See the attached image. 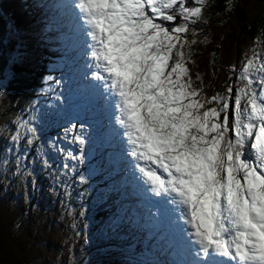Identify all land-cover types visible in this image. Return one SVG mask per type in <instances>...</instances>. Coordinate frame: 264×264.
Returning a JSON list of instances; mask_svg holds the SVG:
<instances>
[{"label":"snow or ice","instance_id":"snow-or-ice-1","mask_svg":"<svg viewBox=\"0 0 264 264\" xmlns=\"http://www.w3.org/2000/svg\"><path fill=\"white\" fill-rule=\"evenodd\" d=\"M36 6L44 10V32L56 34L52 50L61 52L67 71L44 76L35 103L13 114L0 174L12 164V174L27 183L37 159L46 170L49 152L62 156L55 183L70 200L61 177L86 184L80 168L99 151L114 174L122 173L123 186L155 209L150 236L159 234L172 256L179 251L175 264H264V53L249 48L239 68L226 70L220 90L209 92L213 82L193 74L192 57L210 0ZM225 7H233L231 0ZM19 49L0 76V100L15 78L12 65L23 63ZM41 98L51 102L40 106ZM76 99L80 112L72 111ZM51 128L61 132L45 140ZM85 195L86 189L78 193L81 201Z\"/></svg>","mask_w":264,"mask_h":264},{"label":"trees","instance_id":"trees-1","mask_svg":"<svg viewBox=\"0 0 264 264\" xmlns=\"http://www.w3.org/2000/svg\"><path fill=\"white\" fill-rule=\"evenodd\" d=\"M2 1L5 10L4 14L9 21L14 22L13 25L10 24L9 28H20V30L13 33L11 38L17 41L16 45H20L19 50L23 59V63L12 65V71L16 75L8 84V93L14 99L11 101L15 103L26 104L28 100H32L35 103L37 90L43 87V77L46 75L59 76L62 71L66 72L67 70L62 66L63 63L60 61V56L56 55L57 51L52 50L58 47L57 43L54 42L55 40L52 41L53 46H48L49 40L45 39L46 36L43 33L45 18L40 12H37L33 1L22 2L21 5H19L18 0ZM257 1L260 5L258 6L259 9L256 12L247 13L244 5L240 4L241 0H231L233 4L231 9L225 7L226 0H210V7L204 9L207 24L199 26L202 29V35L198 37L202 41L207 37L209 45L207 46L206 42L202 47L193 46V59L196 66L200 61L199 59L204 58V56L208 57L203 62L206 67L211 65L212 60H216V53L214 55L212 47L217 54L219 50H221V53L228 52L227 46L225 48L218 47L220 44L218 40L219 33L224 34L225 38L231 37L236 40L234 33L237 32L241 39L239 47L255 41L261 48L259 50H264V33L261 32V29H264L262 24L264 22V0ZM29 23L32 25L37 23L39 29L43 28L40 31L41 40L35 39V44L32 48L34 30L28 29ZM229 28L232 33L227 30ZM6 29L8 30L6 21L4 24L0 22V41H2L1 38L8 35L9 30L6 31ZM30 31L31 35L29 36L27 33ZM213 35L218 36L213 40ZM253 38L258 39L255 40ZM16 45L8 49L0 48L2 50L0 53V76L3 74V69L7 65L9 56L15 52ZM53 53L54 55H52ZM2 54H6L3 59H1ZM206 54L208 55L206 56ZM27 63L29 65L23 67ZM233 66L236 67L235 63ZM209 82L213 81L209 80L206 83L209 84ZM214 84L213 82L211 90L216 89ZM50 102L48 99L41 98L40 106L46 107ZM84 122L87 123V120ZM60 132V128H51L44 133V138L46 140L48 136H55ZM64 147L74 149V146L67 143L64 144ZM87 148L91 152L93 145L89 143ZM50 153L47 159L52 162L51 167L46 170L42 169L40 165L43 157L37 159L35 164L31 166L34 175L27 177V183L24 180H21V182L17 180L8 181L12 175V164H9L6 175L0 174V194L2 195L0 209L5 214L13 213L20 219L19 225H14L13 222L10 225L13 214L9 215V220H6V217L0 219V264H15L16 261L18 264H39V260L44 262V264H54L51 259L53 253L59 255V261L55 264H70L69 255L83 256L89 251L96 252L100 250V247L96 244L88 247L76 243L79 238L74 235L75 231H73L71 219L64 215L66 214L65 210L62 208L61 201H58V197L65 188L63 184L55 183L57 175L55 170L60 166L62 156L57 157ZM33 155H35L34 150L29 153V161ZM4 156L5 149L1 148L0 159L4 158ZM80 171L84 172L87 178L86 184H79L78 177L74 175L71 179L68 176H63L61 179L68 183L69 188L73 189L77 196L76 198H79L78 193L86 189L82 206L85 207V218L89 224L100 233L111 234L115 237L114 242H124L123 253L116 256L113 264H156L153 260L145 259L144 249L136 245V240L142 237L143 232L149 233L154 231V229L150 226V222L144 219L145 214L141 210V205L130 206V204H134V201L130 200L126 195L134 194L131 191V187L126 186L125 196H121L123 192H120L119 183L122 176L113 174L112 167L99 151L92 153L87 163L81 166ZM45 185L56 194L55 202L50 212L39 210L40 207L38 208L35 203V201L42 200L45 203V208L47 207L48 196L42 191ZM33 195H36L35 201ZM25 201H27L26 206L23 205ZM20 202H22L24 208H22ZM21 224L23 226H20ZM5 229L8 230L7 233H5ZM16 230L17 232H15ZM55 237L64 240L63 248L58 252L57 248L52 250L50 247V253L42 258L41 248L45 244L49 245ZM148 241L155 242L156 240L149 238ZM58 244L61 246L60 241H58ZM71 249H74V252ZM63 252L67 254L68 258L63 256ZM30 257H33L32 260L29 259ZM12 259L16 260L13 261ZM47 260L48 263H46Z\"/></svg>","mask_w":264,"mask_h":264},{"label":"rangeland","instance_id":"rangeland-1","mask_svg":"<svg viewBox=\"0 0 264 264\" xmlns=\"http://www.w3.org/2000/svg\"><path fill=\"white\" fill-rule=\"evenodd\" d=\"M2 2L3 1L0 0V22H1V24H4V22L6 21L8 23L7 28L10 31L9 24L13 25L14 22L9 21L7 16L4 14L5 10H4V6H3ZM240 4L244 5L247 13L256 12L259 9L258 6H260L257 0H241ZM262 24L264 25V22ZM35 25L38 26L37 23ZM28 29L34 30L33 41L31 44V48H32L35 44V41H34L35 39L41 40V35H40L41 33H40L39 29H37L34 25H32L30 23L28 24ZM8 30L6 29V31H8ZM13 30H14V32H16V31L20 30V28L13 29ZM227 30L230 33H232V30L230 28ZM46 34H47V36L49 35V33H46ZM27 35L30 36L31 31L28 32ZM216 36H218V35H213V40L216 38ZM234 36H235L236 40H234L231 37L225 38L224 34L219 33L218 40L220 41V44L218 45V47L220 46L221 48H225L227 46V48L229 49L228 52L227 53H221V50H219V52L217 54V52H215V49L212 47L211 49H213L214 55L216 53V56H215L216 60L215 61L212 60L211 65L209 67H206L203 64V62H205L208 59V57L204 56V58L199 59L200 61L197 64V66L192 68L194 75L196 73H200L203 75V78H204L206 85H207V83H206L207 81L212 80L215 83L214 85L216 86L215 87L216 91L220 90V87L223 84V82H224V80L228 74L226 70L229 67H232L234 63L236 65V67L238 68L240 63H241V60H242V55L246 51H248L249 48H254V50L257 52V55L264 53V50H259L261 48L259 47V45L255 41H253L252 43L251 42L247 43L243 47H239V42L241 39L238 36L237 32L234 33ZM4 37L1 39L3 40ZM198 37H197V39L199 40ZM230 38H231V40H230ZM189 39H191V37H189ZM209 39L211 40V38H209ZM253 39L257 40L258 38H253ZM199 41H201L202 43H198L196 45V47H202L206 44L202 40H199ZM16 43H17V41L13 40L10 37L8 39V43L6 45H0V48L2 49L3 46L5 48H13L14 44H16ZM222 43H223V45H222ZM208 45H209V41L207 42V46ZM1 52H2V50H0V53ZM207 55L208 54H206V56ZM5 57H6V54L1 55V59L5 58ZM192 59H193V57H192ZM196 61H198V59H196ZM28 65H29V63L25 64L23 67H26ZM190 67H191V65H190ZM205 74H207V75L204 76ZM211 91L212 90L209 89V92H211ZM11 100H14V99H12V97H10V95H8V97L5 99L0 100V149L1 148L5 149L7 147V137H8L9 129H10L8 126V122L13 119V114L19 113L21 108H27V104L15 103L14 101H11ZM25 118H27V115L25 116ZM45 151H48L47 148H45ZM26 171H29V170L26 169ZM32 175H34V173H33L32 169L30 168L29 175L27 177H30ZM27 177H26V180H27ZM14 180L21 182V180H24V179H22L20 175H13L12 174L11 177L8 179V181L11 182ZM42 191H43V193H45V195L48 196V203H46L47 207L45 208L44 201H42V200L41 201H35L36 195H33L34 201L36 203V206L38 208L40 207L39 210H42V211L47 210L50 212V211H52V206H53V203L55 202L56 194H55V192L50 190L46 185L43 186ZM69 191H70L71 197H72L70 200L66 198L65 190H64L63 193L58 197V201H61V203L63 202L62 208L65 210V213H66L64 215L71 219V223L73 224V231L76 232L77 230H79L81 233V235L78 237L79 241L76 243L83 245V246H88V247H90V245H92V244H96L98 247H100L99 251H96V252L89 251L86 254H84L83 256H70L69 255L70 264H113L115 259H116V256L121 255L123 253L124 242L123 241L122 242H114L115 237H113L111 234L105 235L103 233L98 232L94 227H92L89 224L88 220L85 218V215L83 217H81L79 215V213L81 210H83L85 213V207L82 206V201L79 198H76L77 196L75 195L73 189L69 188ZM1 202H2V195L0 194V205H1ZM147 204H148L149 209H150L151 204L149 202H147ZM20 205L22 206V208H24L23 205L26 206L27 201L23 202V205H22V202H20ZM153 211H155V209L151 208L150 212L152 213ZM11 212H13V210H11ZM12 214L13 213L5 214L4 211L2 209H0V219H3L6 217V220H9V215H12ZM12 222L14 223V225H16V224L19 225L20 219L17 218V215L15 216L13 214V218L10 221V225H12ZM74 225H75V227H74ZM20 226H23V225L21 224ZM7 232L8 231H6V233ZM15 232H17V230ZM58 241H60L61 244H64V240L60 239L58 237H55V239H52L49 245L45 244V246H43L41 248V251H42L41 257L43 258L44 256H47V254H49L51 251L50 247H51V249H53V247L58 244ZM140 245L143 246L142 244H140ZM144 251L146 254H147V252L154 254V248H150L148 251H146V249H144ZM171 251H173V250L171 249ZM33 252L35 253L34 250H33ZM63 256L67 257V254L65 252H63ZM175 256L178 259L181 258L179 251H177ZM32 258L33 257H30L29 259L32 260ZM51 259H52L53 263L55 264L59 261V255H57V253H53L51 255ZM145 259H150V260H154V261L158 260V262L163 264L162 260L158 259L157 257H154V259H151V258H145ZM15 260H13V261H15ZM38 262H39V264H44V262H42L41 260H39ZM46 263H48V260ZM165 263L167 264L166 261H165ZM15 264H18V262L16 261Z\"/></svg>","mask_w":264,"mask_h":264},{"label":"bare ground","instance_id":"bare-ground-1","mask_svg":"<svg viewBox=\"0 0 264 264\" xmlns=\"http://www.w3.org/2000/svg\"><path fill=\"white\" fill-rule=\"evenodd\" d=\"M54 42H56V41H54ZM51 43H52V39H51L50 42H48V46H50ZM47 49H48V47H47ZM155 199L158 200L159 198H155ZM6 231H8V230L5 229V233H6ZM63 245H64V244H61V246H59V244H57V245H55V246L53 247V249H56V248H57L56 250H58V252H59V251H61V249L63 248ZM53 249H52V250H53Z\"/></svg>","mask_w":264,"mask_h":264}]
</instances>
